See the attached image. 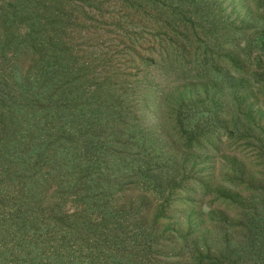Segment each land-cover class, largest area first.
<instances>
[{
	"label": "rangeland",
	"instance_id": "374dc122",
	"mask_svg": "<svg viewBox=\"0 0 264 264\" xmlns=\"http://www.w3.org/2000/svg\"><path fill=\"white\" fill-rule=\"evenodd\" d=\"M181 1L0 0V264H264V0Z\"/></svg>",
	"mask_w": 264,
	"mask_h": 264
},
{
	"label": "trees",
	"instance_id": "16d2710c",
	"mask_svg": "<svg viewBox=\"0 0 264 264\" xmlns=\"http://www.w3.org/2000/svg\"><path fill=\"white\" fill-rule=\"evenodd\" d=\"M150 1L153 3V0H150ZM169 2L171 4L182 5V1L181 0H179L180 3H178L176 0H169ZM52 3L55 6H58L59 1H56V2L52 1ZM206 6H209V3H207ZM179 12H181V10ZM38 20H40V18ZM121 28H122L121 26H113V31L117 35H119V33H121ZM136 39H137L136 36H131L130 38H128L130 43H131V41H135ZM131 44H133V43H131ZM30 47L31 48H35V45H30ZM254 246H255V241L251 240V241H249L247 247L245 246L246 250L244 248L243 249L236 248V254L234 252H232V251L231 252H229V251L226 252V251L218 250L217 251L218 258L216 260L217 264L218 263L221 264V262L231 261L232 260L231 258H234L233 256H235V258H234L235 262H238L237 260H240V262L244 261V264H254V262H256V257H255L254 252H253L254 251ZM224 250H227V248L225 247ZM242 253H244V254H242ZM242 264H243V262H242Z\"/></svg>",
	"mask_w": 264,
	"mask_h": 264
}]
</instances>
